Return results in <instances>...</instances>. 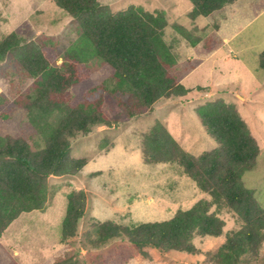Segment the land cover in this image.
<instances>
[{
    "label": "rangeland",
    "instance_id": "374dc122",
    "mask_svg": "<svg viewBox=\"0 0 264 264\" xmlns=\"http://www.w3.org/2000/svg\"><path fill=\"white\" fill-rule=\"evenodd\" d=\"M99 2L112 11L131 4L164 11L168 18L164 40L176 56L174 70L181 74L178 80L190 92L161 98L143 113L131 116L122 105L129 102V96L111 92L116 79L93 57L71 15L53 0H0V39L15 32L28 41H52L62 55L69 49L84 52L92 76L73 87L72 93L78 100L100 101L101 110L111 121L109 127L96 126L88 135L80 133L71 138V156L86 158L87 164L78 175L48 177L44 209L21 213L0 237V264H54L70 250L82 264H215L209 252L217 251L229 233L244 225L238 213L226 205L211 207V212L225 222L223 233L218 237L195 235L193 243L198 251L194 254L161 252L147 246L144 250L149 254L144 256L125 239L94 247L90 237H95L94 220L122 224L168 220L201 198L211 199L178 163H145L141 142L143 134L161 122L189 152L200 155L213 149L217 144L202 128L195 109L216 99L235 105L261 147L255 166L244 173L242 181L255 189L264 208V69L260 68L264 0H237L196 19L189 16L193 10L190 0ZM178 26L191 32L198 44L191 45ZM194 59H201V63L193 67ZM61 62L59 58L58 64ZM33 81L12 53L0 63L1 143L5 135H12L26 139L33 149L44 147L49 128L42 123L35 125L29 110L15 102L17 97L33 92ZM96 85L101 88L95 90ZM34 118L43 122L39 115ZM47 119L54 123L56 116ZM79 189L87 194L86 209L76 235L63 241L68 194ZM238 264H264V240L256 251L242 255Z\"/></svg>",
    "mask_w": 264,
    "mask_h": 264
},
{
    "label": "trees",
    "instance_id": "16d2710c",
    "mask_svg": "<svg viewBox=\"0 0 264 264\" xmlns=\"http://www.w3.org/2000/svg\"><path fill=\"white\" fill-rule=\"evenodd\" d=\"M190 1L193 10L189 16L196 19L210 16L237 0ZM53 2L77 21L93 57L104 63L116 79L111 92L129 96V102H122L129 115L143 113L161 98L182 97L190 92L179 82L181 74L174 70L176 56L164 40L168 26L164 11H150L135 4L112 11L99 0ZM178 29L191 45L198 44L191 32L181 26ZM80 51L69 49L62 55L52 41H28L15 32L0 39V63L12 53L27 76L34 79L33 92L17 97L16 104L29 110L35 125L42 123L49 128L42 148L33 149L26 139L12 135H5L0 142V237L21 213L44 209L49 176L78 175L87 164L86 158L71 156V138L80 133L88 135L96 126L111 125L100 101L78 100L72 93L73 87L92 76L86 56ZM199 63L201 59L192 61L193 67ZM260 68L264 69V52ZM98 88L101 87H94ZM195 113L216 147L195 155L180 145L165 124L157 122L143 134L141 151L148 164L178 163L211 199L201 198L192 207L177 210L168 220L137 224L94 220L95 237H90L94 247L122 238L144 256L149 254L144 250L147 246L161 252L194 254L198 251L193 243L195 235L218 237L223 233L225 222L211 212V207L226 205L238 213L244 225L229 233L217 251L209 252L212 261L238 264L242 255L257 250L264 240V208L258 203L255 189L247 187L242 176L255 166L261 147L234 104L216 99L197 106ZM36 115L43 122L34 118ZM52 116H56L54 123L47 119ZM86 204L84 190L68 194L63 241L76 235ZM54 264L82 263L70 250L57 257Z\"/></svg>",
    "mask_w": 264,
    "mask_h": 264
}]
</instances>
